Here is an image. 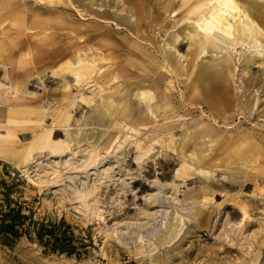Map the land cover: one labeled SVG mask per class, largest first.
<instances>
[{
  "label": "rangeland",
  "instance_id": "1",
  "mask_svg": "<svg viewBox=\"0 0 264 264\" xmlns=\"http://www.w3.org/2000/svg\"><path fill=\"white\" fill-rule=\"evenodd\" d=\"M57 1L0 0V192L56 240L0 264H264V35L195 31L210 0Z\"/></svg>",
  "mask_w": 264,
  "mask_h": 264
},
{
  "label": "bare ground",
  "instance_id": "2",
  "mask_svg": "<svg viewBox=\"0 0 264 264\" xmlns=\"http://www.w3.org/2000/svg\"><path fill=\"white\" fill-rule=\"evenodd\" d=\"M37 1V0H36ZM39 1H43V0H39ZM46 2H49L50 4H57L59 3V1L57 0H44ZM96 2V1H95ZM245 2V1H244ZM255 4V3H254ZM168 5V4H167ZM166 5V6H167ZM207 5V3H206ZM50 6V5H49ZM259 6L261 5H253V12H251L249 10V12L247 14L243 13V17L241 19H239V15L234 16V14H232L233 12H240V8L238 6V4L236 3L235 0H210V5L207 7V12L205 14H201L197 20L193 21L194 24V30L195 31H199L202 32L206 37H210L213 36L215 33L220 34L222 36H224L227 40L230 41V44L235 45L237 43H241V44H250L251 46H255V51L258 53L260 50H258L257 48L259 47V43H258V37L263 36L264 35V10H261L259 8ZM118 7V6H117ZM263 7V6H261ZM102 13V12H101ZM139 13V12H138ZM131 15V14H130ZM141 15V14H139ZM208 15V16H206ZM112 17V16H111ZM230 17L232 22L228 19ZM157 18V17H156ZM260 19L261 21L259 22L257 19ZM81 19V18H80ZM93 19V18H91ZM96 20V19H95ZM190 20V19H188ZM263 27V28H262ZM172 29V28H171ZM61 33V32H60ZM72 33V32H71ZM50 39V38H49ZM157 43V42H156ZM258 43V44H257ZM92 47V45L90 46ZM88 48V47H87ZM100 52V50H99ZM106 52V51H105ZM88 53V52H87ZM107 53V52H106ZM105 53V54H106ZM156 54V53H155ZM107 55V54H106ZM102 56V55H101ZM109 56V55H108ZM79 58V57H78ZM101 59V58H100ZM89 60V59H88ZM109 61L108 57H102V61ZM94 61V60H93ZM80 59L78 61H72V59H69L68 61H63L60 65L59 68L61 70L67 71L70 76L72 77V79L74 80V83L76 84H80L83 81H87L89 78H91V75L94 72V67H92L91 63L90 64H86V65H81ZM97 62V61H96ZM99 62V61H98ZM95 63V62H94ZM59 64V63H57ZM96 64V63H95ZM165 64V62H164ZM97 65V64H96ZM106 65V64H105ZM104 66V65H103ZM101 67V66H100ZM162 67H164L162 65ZM98 68V67H97ZM108 69V67H107ZM97 70V69H96ZM99 71V69H98ZM138 71V70H137ZM136 71V72H137ZM115 72V71H114ZM96 73H98L96 71ZM116 73V72H115ZM128 73V72H127ZM95 74V73H94ZM130 74V73H128ZM35 75V74H34ZM96 75V74H95ZM111 75V74H110ZM221 75H223V70L222 69H217L215 72V76L220 77ZM103 76V75H102ZM135 76V75H134ZM125 78V77H123ZM94 79V78H93ZM121 80V79H120ZM131 80V79H130ZM129 81V80H128ZM7 82V81H6ZM112 83V80L110 81ZM118 81H115L113 79V83H116L118 85H116L114 87V89H112V93L115 91H119L120 90V84L121 83H117ZM83 85V84H82ZM78 86V85H77ZM86 86V85H85ZM98 86V85H97ZM112 86V85H111ZM100 87V85H99ZM83 88V87H82ZM101 89V88H100ZM201 89V88H200ZM95 90V89H94ZM195 93H199V89L195 88L194 89ZM199 91V92H198ZM203 94L205 96L208 95V91H206V89H203ZM107 93V92H106ZM202 93V92H201ZM98 96V93H96ZM109 94V93H108ZM141 96L152 99V95L151 93H149L147 90H142L140 92ZM93 95V94H92ZM106 95V94H105ZM98 98V97H97ZM100 98V97H99ZM74 100V99H73ZM98 100V99H97ZM110 100V99H109ZM97 102V101H96ZM101 102V101H100ZM115 102V101H114ZM103 104V103H102ZM184 104V103H183ZM101 105V104H99ZM106 105V104H104ZM64 106V105H63ZM114 106V105H113ZM150 106V105H149ZM196 107V106H195ZM100 109V108H99ZM103 109V108H102ZM115 110V109H114ZM113 110V111H114ZM119 110L121 111V117L118 116V114L116 116H118V119H115V117L113 116L112 120H114V122L112 123L113 125H116L119 122L122 123V119L124 121V113L126 112L127 106L126 103L123 102L122 105H120ZM116 111H117V105H116ZM104 112H109V106L104 108ZM111 112V111H110ZM113 113V112H112ZM147 113V111H146ZM231 113V112H230ZM116 114V113H114ZM109 115V114H108ZM113 115V114H112ZM111 116V115H110ZM56 118V116H55ZM126 120V117H125ZM180 120V119H179ZM103 122V121H102ZM159 123V122H158ZM153 124V123H152ZM118 125V126H119ZM123 125H125V123H123ZM199 125V123H198ZM40 126V125H39ZM103 126V125H102ZM143 126V125H142ZM67 127V126H66ZM65 127V128H66ZM123 127V126H122ZM126 127V126H124ZM199 127V126H198ZM117 128V127H116ZM69 129V128H68ZM120 129V128H119ZM132 129V128H131ZM206 129V128H205ZM82 130V129H81ZM79 130V131H81ZM117 130V129H115ZM160 131V130H159ZM83 132V130H82ZM195 132V131H194ZM201 132V131H200ZM196 133V132H195ZM73 134V133H72ZM75 134V133H74ZM106 135V134H105ZM90 137V136H89ZM131 137V136H130ZM107 139V138H106ZM78 142V141H77ZM127 142V141H126ZM146 145V144H145ZM84 146V145H82ZM99 146V144H98ZM81 147V146H80ZM149 147V146H148ZM68 149V148H67ZM75 149V148H74ZM86 149V148H85ZM112 149V148H111ZM73 150V149H72ZM108 150V149H107ZM78 152V151H77ZM94 153V152H92ZM102 153V152H101ZM248 157V156H247ZM229 159V157H228ZM76 162V161H75ZM104 163V162H103ZM101 164V163H100ZM237 166V165H236ZM105 169V168H104ZM106 177V176H105ZM206 197V196H204ZM175 229V227L173 228V230ZM170 230V229H169ZM169 230H167L166 232H168ZM173 232V231H172ZM176 232V231H175ZM174 232V233H175ZM179 232V231H178ZM173 233V235H174ZM177 233V232H176ZM175 233V234H176ZM170 236V235H169ZM172 236V235H171ZM174 237V236H173ZM171 239V237H169ZM254 238V237H253ZM142 248V247H141ZM143 250V249H141ZM145 250V249H144ZM146 252V250H145ZM143 253V252H141ZM157 264H161V263H157ZM163 264V263H162Z\"/></svg>",
  "mask_w": 264,
  "mask_h": 264
},
{
  "label": "trees",
  "instance_id": "3",
  "mask_svg": "<svg viewBox=\"0 0 264 264\" xmlns=\"http://www.w3.org/2000/svg\"><path fill=\"white\" fill-rule=\"evenodd\" d=\"M8 175V174H6ZM0 184H5V181L0 177ZM0 196H2V201H0V239L2 241H8L10 238H17L22 234L31 235L33 234L34 238H36L40 243H43L47 250L55 251L56 240H54L53 244L50 245V240H46L43 242V233L46 231L49 233V236L53 237L52 230H44L41 228H36L31 233V229L28 227H24V219L27 217L26 215L20 214L19 205L17 207H10V190L5 189L3 192H0ZM3 206L5 208H3ZM31 238V237H29ZM54 239V238H53Z\"/></svg>",
  "mask_w": 264,
  "mask_h": 264
}]
</instances>
